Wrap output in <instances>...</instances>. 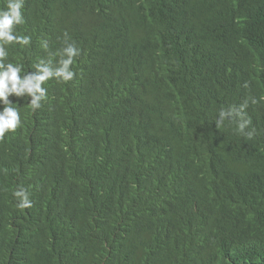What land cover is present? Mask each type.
<instances>
[{
	"label": "trees",
	"instance_id": "1",
	"mask_svg": "<svg viewBox=\"0 0 264 264\" xmlns=\"http://www.w3.org/2000/svg\"><path fill=\"white\" fill-rule=\"evenodd\" d=\"M22 11L32 42L10 62L57 64L65 32L81 55L34 113L9 96L23 126L0 140V264H264V0ZM245 101L250 139L215 121Z\"/></svg>",
	"mask_w": 264,
	"mask_h": 264
},
{
	"label": "clouds",
	"instance_id": "2",
	"mask_svg": "<svg viewBox=\"0 0 264 264\" xmlns=\"http://www.w3.org/2000/svg\"><path fill=\"white\" fill-rule=\"evenodd\" d=\"M23 8L24 0H7L6 7L0 10V103L4 105L3 110L0 111V140L5 139L6 134L14 133L23 126L21 113L13 107L9 96L15 94L17 97H31L27 105L34 113L42 108V102L47 100V88L44 86L47 81L55 78L59 82L68 83L75 79L77 72L73 65L76 58L81 55V49L65 32L64 47L57 64L54 65L51 59L41 60L33 65L35 72L30 73L24 70L23 64L19 61L10 62L11 47L16 45L26 47L32 42L30 36L16 33L17 26L25 23ZM42 47L47 49V43L44 42ZM260 101H264V97H261ZM251 102L259 101L253 98ZM247 107L248 102L245 101L238 106L219 110L216 124L222 125L224 121H230L236 125V132L250 139L254 132L248 130L252 122L247 117ZM13 195L18 200L19 209L32 207L31 192L28 189H18Z\"/></svg>",
	"mask_w": 264,
	"mask_h": 264
}]
</instances>
